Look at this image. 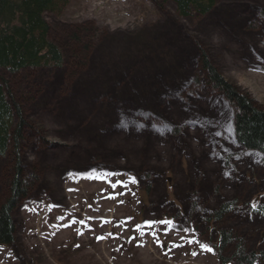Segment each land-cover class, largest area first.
<instances>
[{
  "label": "rangeland",
  "instance_id": "rangeland-1",
  "mask_svg": "<svg viewBox=\"0 0 264 264\" xmlns=\"http://www.w3.org/2000/svg\"><path fill=\"white\" fill-rule=\"evenodd\" d=\"M262 4L218 0L203 17H183L172 1L68 0L61 14H46L64 62L16 75L0 70L14 94L26 96L21 161L26 178L37 177L12 212L14 241L0 244V264H219V221L210 209L233 198L236 208L220 222L247 251L264 252V215L250 212L264 207V165L235 141L196 49L264 108ZM71 33L88 42L75 57ZM136 46L143 49L134 54ZM167 53L171 70L161 68ZM175 68L181 91L158 93ZM153 74L162 83L155 81L148 102ZM9 167L0 157V194ZM161 220L171 223L145 225Z\"/></svg>",
  "mask_w": 264,
  "mask_h": 264
},
{
  "label": "trees",
  "instance_id": "trees-1",
  "mask_svg": "<svg viewBox=\"0 0 264 264\" xmlns=\"http://www.w3.org/2000/svg\"><path fill=\"white\" fill-rule=\"evenodd\" d=\"M172 1L179 15L183 17L204 16L211 12L218 0H164ZM67 0H0V70L9 74H18L26 68L41 65L60 64L64 52L57 43L49 39L50 25L46 14L59 15ZM264 18V4L258 8ZM72 36V54L80 55L88 42L77 34ZM89 39V38H88ZM127 46V44H124ZM111 48H108V52ZM76 53V54H75ZM66 56H69L66 53ZM197 59L201 62L204 79L210 88L220 97L232 125L233 136L247 151L260 154L264 165V108L243 93L239 87L225 79L212 65L207 53L199 47ZM170 65H173L171 63ZM12 76V75H11ZM182 79L173 83L178 84ZM131 87L129 90L131 91ZM14 94L8 79L0 75V157L7 159L10 169L7 183L0 194V244H11L14 240V222L12 212L15 207L29 197L36 176L29 180L24 173L21 158L25 150L24 131L27 120L22 118V101L25 95ZM36 172L37 167L32 166ZM236 199L222 202L216 209L210 210V220L219 221L217 230L216 255L219 264H252L257 257H263L262 250H246L241 238L233 236L220 221L233 209ZM252 212L264 214V207H251ZM222 225L225 228H222ZM219 226L221 228H219ZM233 245L232 255H225V248Z\"/></svg>",
  "mask_w": 264,
  "mask_h": 264
},
{
  "label": "snow or ice",
  "instance_id": "snow-or-ice-1",
  "mask_svg": "<svg viewBox=\"0 0 264 264\" xmlns=\"http://www.w3.org/2000/svg\"><path fill=\"white\" fill-rule=\"evenodd\" d=\"M131 182L135 183V179L133 178ZM121 183H122V182H121ZM73 222H74V221H73ZM107 222H108V221H105V223H107ZM81 223H83V221H81ZM153 223L168 224V223H171V222H170V221H167V220H161V221H158V222L146 221V222H145V225H146L147 227H152ZM137 230H140V226H137ZM185 231H187V229H185ZM81 234H82V233H81ZM141 234H143V233H141ZM109 235H111V233H110ZM153 236H154V238L157 239V242L160 243V242H159V239H158V237H156L155 233H153ZM102 238H103V237H98L97 239H102ZM189 243H199V242H198V241H194V240H190ZM161 246H162V245H161ZM173 247H182V245H173ZM201 247L204 248V249L207 250V251H211V249L208 248L206 245H201ZM193 255H195V253H193Z\"/></svg>",
  "mask_w": 264,
  "mask_h": 264
},
{
  "label": "bare ground",
  "instance_id": "bare-ground-1",
  "mask_svg": "<svg viewBox=\"0 0 264 264\" xmlns=\"http://www.w3.org/2000/svg\"><path fill=\"white\" fill-rule=\"evenodd\" d=\"M50 30V29H49Z\"/></svg>",
  "mask_w": 264,
  "mask_h": 264
}]
</instances>
